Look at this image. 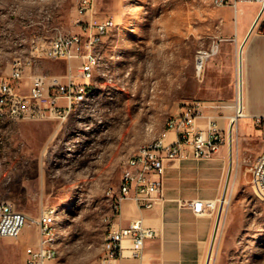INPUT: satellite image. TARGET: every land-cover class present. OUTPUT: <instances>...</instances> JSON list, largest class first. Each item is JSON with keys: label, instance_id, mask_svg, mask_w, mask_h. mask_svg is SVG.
Listing matches in <instances>:
<instances>
[{"label": "rangeland", "instance_id": "rangeland-1", "mask_svg": "<svg viewBox=\"0 0 264 264\" xmlns=\"http://www.w3.org/2000/svg\"><path fill=\"white\" fill-rule=\"evenodd\" d=\"M234 10L231 0H96L95 15H111L115 26L100 41L98 65L76 110L61 124L0 116V201L30 216L52 207L63 264H94L105 255L108 191L118 186L126 159L159 136L180 103L234 102L243 51ZM75 17L76 0H0V77L21 93L32 74L64 81L60 59H35L21 80L9 71L13 59L30 56L33 38L49 41L63 31L80 33L84 42ZM205 51L210 55L198 70ZM262 146L248 116L223 144L225 193L205 211L212 222L208 264H264V193L255 183ZM36 241L32 226L16 239H0V264H25V247Z\"/></svg>", "mask_w": 264, "mask_h": 264}, {"label": "built area", "instance_id": "built-area-1", "mask_svg": "<svg viewBox=\"0 0 264 264\" xmlns=\"http://www.w3.org/2000/svg\"><path fill=\"white\" fill-rule=\"evenodd\" d=\"M259 2L264 10V0H243ZM96 0H76L74 23L85 35L83 42L80 33L58 31L49 40L31 39L30 56L13 59L10 77L21 80L35 59L50 58L66 62L67 73L64 81L58 75L32 74L27 93H21L0 77V116L15 120L53 119L63 123L78 107L80 94L93 78L99 62L98 46L102 30L115 26L111 15L97 16L94 13ZM222 4V0H215ZM82 45L83 49L77 48ZM208 57L209 52H200ZM205 57V58H206ZM72 61L77 64L72 65ZM76 68L77 75H73ZM235 99L232 104L217 103L211 100L193 99L179 104V112L170 115L167 121V134L159 143L150 148H142L134 159L127 160L120 174L119 184L110 188V210L113 219H107V254L95 264H119L124 257L142 260L143 246L156 232L143 224L141 218L128 225H121V204L131 200L137 209H152L163 200V176L165 166L184 152L194 157H209L217 152L231 136L238 120L248 116L242 104V70L236 71ZM227 111V112H226ZM218 118L225 121L220 125ZM255 125L264 136V116H252ZM172 132L174 139L169 140ZM255 183L264 193V149L255 165ZM195 214H202L212 204L204 200L189 202ZM26 226L35 227L37 241L25 247V264H58L49 252V244L55 239L52 230V207L40 210L37 216H30L14 208L6 200L0 201V239L18 238ZM129 241L125 245V241Z\"/></svg>", "mask_w": 264, "mask_h": 264}, {"label": "crops", "instance_id": "crops-1", "mask_svg": "<svg viewBox=\"0 0 264 264\" xmlns=\"http://www.w3.org/2000/svg\"><path fill=\"white\" fill-rule=\"evenodd\" d=\"M231 2L235 8V41L243 42L242 104L252 119V116H264V10L255 1ZM218 122L225 123L220 118ZM166 134L163 128L159 135ZM168 138L173 140L174 134L170 132ZM227 155L223 145L209 157L197 158L186 151L165 166L163 200L158 205L152 209H137L129 199L122 202L121 225L141 218L156 235L145 240L142 260L124 257L119 264H208L210 248L206 249V243L212 222L206 212L195 214L189 202L223 198L227 185ZM124 244L128 245L129 241Z\"/></svg>", "mask_w": 264, "mask_h": 264}, {"label": "bare ground", "instance_id": "bare-ground-1", "mask_svg": "<svg viewBox=\"0 0 264 264\" xmlns=\"http://www.w3.org/2000/svg\"><path fill=\"white\" fill-rule=\"evenodd\" d=\"M108 31L109 30H102V36H100V41L102 40L103 37L106 36V34H108ZM203 54V52H202ZM204 57V55H201L197 61V66H198V70L200 69V66L202 64V58ZM238 61H237V71L239 72L241 70V51H239L238 53V57H237ZM89 84H87L85 86V89L83 90V94H80V98H79V101H78V104L82 101V99L86 96V93H87V88H88ZM88 97V96H87ZM84 102V101H83ZM170 118V117H169ZM169 118L166 120L165 122V126H164V132H167V121L169 120ZM163 135H159L158 137H156L152 142L150 143H147V144H142L140 146H138L134 152L126 159L127 160H130V159H134L136 155H138V152L142 150V148H150L151 146L153 145H156L157 143H159V140L161 139ZM125 161V162H126ZM260 190V189H259ZM261 191V190H260ZM211 202H214V200L212 199ZM53 217H54V211L52 209V230H53V233L56 234V231H55V228L53 226ZM107 219H113V212H109L105 218H104V221L106 222L107 224ZM105 240H107V231H106V237L104 238ZM49 252L52 254L53 257H55V260L58 261V264H63L62 261L60 260L59 258V255H58V251H57V247H56V237L55 239L52 240V243L49 244ZM107 254V251L105 253V255L100 259V261L102 259H104V257L106 256ZM82 264H85V263H82ZM95 264V263H94Z\"/></svg>", "mask_w": 264, "mask_h": 264}]
</instances>
